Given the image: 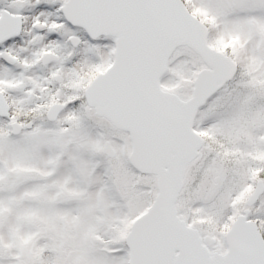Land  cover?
Returning a JSON list of instances; mask_svg holds the SVG:
<instances>
[{"label": "snow or ice", "instance_id": "1", "mask_svg": "<svg viewBox=\"0 0 264 264\" xmlns=\"http://www.w3.org/2000/svg\"><path fill=\"white\" fill-rule=\"evenodd\" d=\"M0 264H264V0H0Z\"/></svg>", "mask_w": 264, "mask_h": 264}]
</instances>
